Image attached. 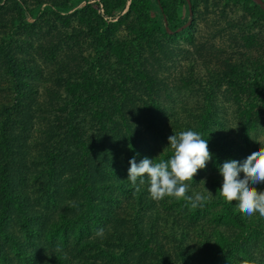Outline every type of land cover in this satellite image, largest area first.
Here are the masks:
<instances>
[{
  "label": "trees",
  "instance_id": "1",
  "mask_svg": "<svg viewBox=\"0 0 264 264\" xmlns=\"http://www.w3.org/2000/svg\"><path fill=\"white\" fill-rule=\"evenodd\" d=\"M101 1L108 18L91 3L73 14L52 12L68 26L76 21L74 38L89 36L96 49L92 58L82 50L81 55L71 53L69 58L75 63L55 65L58 69L35 67L19 57L23 51L20 32L28 27L16 22L22 18V3L27 0L0 4V264H264V217L258 212L243 213L237 201L220 196L221 178L209 179L211 191H202L194 174V185L186 194H207L203 208L192 209L184 200L170 197L151 206L144 203L141 193L127 197L135 188L127 178L115 180V175L124 172L113 167L119 141L126 144L128 140L130 149L137 150L140 138L124 136L138 124L151 123L165 140L169 129L164 130L162 110L157 113V98L177 82L199 87L208 103L185 108V115L169 124L173 132L192 129L208 140L213 169L224 158L243 159L253 150L248 145L249 132L264 121L263 43V51L250 57V50L257 47L256 34H248L244 51L236 47L226 55V48H217L215 62L200 43L197 56L172 79L159 74L141 48L163 30L166 35H181L194 26L198 0H192L191 24L180 31L182 23L172 24L176 0H157L167 20L165 28L151 15L153 0H131L117 20V9L126 7V2ZM46 2L37 0L38 5ZM181 2L187 3L190 15L188 1ZM249 3H253L248 7L251 19L264 20V8L255 0H246ZM48 13L43 11L37 20ZM239 24L228 22L231 28ZM122 25L130 29L128 40L115 37ZM160 49L173 54L170 49ZM61 52L62 59L66 48ZM112 56L120 70L105 80L101 75L104 59ZM153 56L163 63L157 52ZM163 65L165 62L159 66ZM199 67L205 68L206 77L195 75ZM114 86L121 91L115 103L114 95L109 94ZM220 92H228L237 103L246 134L247 144L238 142L233 151L217 128L219 112L213 97ZM43 93L48 98L41 99ZM161 104L167 107L165 102ZM243 146H248V152ZM166 147L164 159L171 155L170 145ZM255 186L264 190V182ZM75 228L79 239L85 236L88 241L68 254V246L63 249L59 242L68 244ZM99 229L104 230L102 236L97 235Z\"/></svg>",
  "mask_w": 264,
  "mask_h": 264
},
{
  "label": "rangeland",
  "instance_id": "2",
  "mask_svg": "<svg viewBox=\"0 0 264 264\" xmlns=\"http://www.w3.org/2000/svg\"><path fill=\"white\" fill-rule=\"evenodd\" d=\"M7 1L9 0H0V4H3ZM61 1L62 0H48V2L41 5H38L37 0H27V4L22 3L23 16L19 21L16 22V25L21 24L22 26H27L28 28L27 30L23 29L20 32V43L22 44L20 47L23 50V53L20 52L19 57H22L24 60L28 61V64L30 61H32V66L38 67V65H40V67L43 68H47V66H49L52 67V69H58V67L55 65L64 66L75 63L71 58H69V55L71 53H77L81 55V50L85 53V55L88 56V58H92L96 55L93 38L89 36L74 38L76 33L74 32L73 34L72 32L73 27L77 25L76 21H74L71 26H68L64 20L55 19L56 15L52 12H59L66 15L73 14V12L77 11L87 3H91L98 10L99 3L103 4V2L101 0H70L67 5L58 4ZM124 1L126 2V7L117 9L116 18L114 20H117L118 16L124 14L128 10V5L130 4L131 0ZM176 2L178 4L177 14L176 18L172 21V24L180 22L184 25L190 19L187 3H183L181 0H176ZM153 3L154 7L151 10V15L153 19L162 25V28H165V26H167V20L165 21L157 0H153ZM252 5L253 3L246 5V0H198L196 7V22L194 26L185 29L181 35H175L174 33H171V36L166 35L164 34L163 30L161 33H157L154 40L144 44L141 49L145 51L146 56L149 58L148 61H150L151 65L155 64L154 67L159 68V74L169 75L172 79L174 76H178L182 67H187L188 64H190L189 61L197 56L196 47L199 46L200 43L204 46V52L207 54V56L212 58L213 62H215L217 59L214 57V55L215 53L219 52L217 48H226V55L235 52L236 47H240L241 50L244 51L246 49L243 46L246 43V37L244 36H247L248 34H256L255 44L257 47L250 50L248 54L250 57L254 58L263 51V47L260 45V42H262L264 45V20L259 19L253 21L251 19L252 10H250L251 8L248 7H251ZM45 10H49L50 13H48L47 16H44V19L37 20V18H39ZM98 12L104 14L105 18H108L106 13H104L105 10L104 12L98 10ZM36 20L37 22L39 20L40 21L37 23ZM229 21H234L238 24L240 23L241 25L239 24L240 26L238 25L231 28L228 25ZM29 29L33 31L31 32ZM116 34L117 35L115 37L120 40H128L132 37L129 27L125 25L120 26ZM63 47L66 48V54H64L61 59V54H59V52L62 51ZM162 47L170 49L173 51V54L165 53L160 49ZM182 50L187 54L182 52ZM154 52L159 54V57L162 58L161 61L163 60V63L165 62L163 67L159 66L163 63L159 64V61H156L157 57L153 56ZM174 54H178L179 56H175ZM167 55L168 57L166 58ZM104 61L106 64L103 65L104 68L101 71V75L105 80H107V78L111 79L116 75L113 72L118 69L120 70L119 64L114 56L108 57L104 59ZM62 62H64V64ZM204 69L205 68L202 67L196 68L195 75H201L202 78L206 77L207 74ZM116 82L119 86L120 82L118 79ZM118 89V87L114 86L113 90L109 93L110 95H114V103L118 101V96L121 94V91H118ZM161 93V96L159 95L157 98V103L160 104L157 113L160 114L162 110L164 130H167V128L169 129L166 133L165 140H163V137H159L156 134V127H154L149 122H142L138 124L137 127H134L131 133L125 134L124 138L126 139L127 136H135L139 137L140 140L136 142L137 150L135 151L130 149L131 147L128 143V140H126V144L119 141V143L116 145V151L113 155V157H116L113 158L115 166L113 167L123 170L124 174L115 175V180L118 178V176L127 178L128 168L130 167L129 160L133 156L136 157L137 161L145 156L154 158L157 161L162 158L164 159L163 154L166 152V146L169 145L168 137L174 134V129L170 125L176 124L175 119L179 115H185V108H191L192 106H205L208 103V96L205 92H203V90L197 86H185L180 82H177L176 85H172L168 92ZM146 96L144 99L147 98ZM45 98H48V95L43 93L41 99ZM213 99L215 108L219 112V123L217 124V128L223 132L222 134L225 135V142L228 146V149L233 151L238 142L243 145L247 144V140L245 141L246 134L244 133V127L239 119L238 105L236 102H234V99L231 98L228 92L217 93ZM138 100L139 104H143V99L141 100L138 97ZM147 100L150 102V98H147ZM161 101L167 104L166 108L161 104ZM116 118H120V116L116 115ZM170 130H172L171 133H168ZM263 143L264 121L261 124L259 123L256 128L251 130L248 137V145H250L252 149H254L257 144L260 146V144ZM243 148L246 151L248 150V146H243ZM116 152L118 153L116 154ZM224 160L226 159L224 158ZM210 163L211 161L207 163L206 168L201 170L199 169V173L195 174V176L199 177L198 184L196 185H198L202 191L207 189L211 184L209 179L212 177H219L222 179L217 166H215L213 169L210 166ZM107 175V173L104 174V176ZM98 177L101 178L100 175ZM192 181H187L186 183H189L191 187L194 185L192 184ZM127 183L129 184L130 182L127 180ZM147 187V182H145V184L140 185L139 191L132 189L130 193H128L127 197L133 198L135 193H141L143 195L145 204L152 203L151 206H153V203L160 204L161 200L155 201L151 199L147 191ZM69 241L70 242L68 244H63L62 241L59 243L63 249L68 246L65 251L68 254H73L76 248L87 243L88 239L85 236H83L82 239H79L78 228H75L72 229ZM261 257L263 262L264 251L262 252ZM109 264H114V262L112 261Z\"/></svg>",
  "mask_w": 264,
  "mask_h": 264
},
{
  "label": "clouds",
  "instance_id": "3",
  "mask_svg": "<svg viewBox=\"0 0 264 264\" xmlns=\"http://www.w3.org/2000/svg\"><path fill=\"white\" fill-rule=\"evenodd\" d=\"M168 140L171 155L166 159L130 158L127 180L137 191L147 182V191L155 201L170 197L184 200L192 209L203 208L208 195L201 192L187 195L190 184L186 182L192 181L198 169L212 160L208 140L192 129L174 132ZM216 166L222 176L219 195L228 202L237 201L243 213L258 212L264 217V190L255 186L264 182V146L254 148L243 159L229 158ZM103 231L99 229L97 235L102 236Z\"/></svg>",
  "mask_w": 264,
  "mask_h": 264
},
{
  "label": "water",
  "instance_id": "4",
  "mask_svg": "<svg viewBox=\"0 0 264 264\" xmlns=\"http://www.w3.org/2000/svg\"><path fill=\"white\" fill-rule=\"evenodd\" d=\"M188 4H189V8H190V19L188 20V22L186 24H184L183 26L179 27L177 29V31L182 30L184 27H187L191 24L192 22V17H193V9H192V0H187ZM255 2H257L258 4H260L263 8H264V0H255ZM169 32H172V30L168 27Z\"/></svg>",
  "mask_w": 264,
  "mask_h": 264
},
{
  "label": "built area",
  "instance_id": "5",
  "mask_svg": "<svg viewBox=\"0 0 264 264\" xmlns=\"http://www.w3.org/2000/svg\"><path fill=\"white\" fill-rule=\"evenodd\" d=\"M98 10L104 12V7H103V4L102 3H99Z\"/></svg>",
  "mask_w": 264,
  "mask_h": 264
}]
</instances>
